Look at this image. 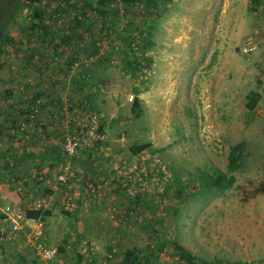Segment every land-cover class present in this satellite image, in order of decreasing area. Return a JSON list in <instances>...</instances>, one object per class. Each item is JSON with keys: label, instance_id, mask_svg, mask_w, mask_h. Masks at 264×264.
<instances>
[{"label": "rangeland", "instance_id": "obj_1", "mask_svg": "<svg viewBox=\"0 0 264 264\" xmlns=\"http://www.w3.org/2000/svg\"><path fill=\"white\" fill-rule=\"evenodd\" d=\"M36 5L48 35L31 19ZM97 6L0 0V264H120L127 248L141 250V264H188L173 241L199 264H264V0H112L107 16ZM249 34L255 47L244 53ZM74 42L90 45L80 54ZM59 88L85 90L69 107ZM251 90L260 97L249 110ZM36 98L43 108L29 120ZM91 117L77 153L63 155L65 136ZM241 140L245 161L233 184L209 187L206 177L214 167L227 171L229 146ZM139 144L147 146L132 153ZM133 155L148 189L124 193L112 168ZM102 178L108 185L88 194L87 182ZM37 199L50 259L11 233L3 212L9 204L25 214Z\"/></svg>", "mask_w": 264, "mask_h": 264}, {"label": "built area", "instance_id": "obj_2", "mask_svg": "<svg viewBox=\"0 0 264 264\" xmlns=\"http://www.w3.org/2000/svg\"><path fill=\"white\" fill-rule=\"evenodd\" d=\"M254 40L255 34L247 35L244 43L242 44L241 51L244 53L252 51L255 47ZM131 45L135 46V42L132 41ZM43 103L44 101L41 98H36L34 104L31 105L30 108L25 112V117L29 120H34L42 111ZM94 118L95 117H91L87 122H77L78 125H80L79 128H75L76 130L71 131L70 134L65 136L64 141L61 143V153L63 155L70 158L77 153L78 149L81 146L84 131L86 132L87 130L86 126L92 124L93 122L94 124L96 123ZM8 131L10 132V134H13L14 136H16L17 139H20L21 141H26L30 137L29 133L16 134V130L14 128H10V130ZM136 158L137 157L135 155H133V157L131 158H120L118 164L112 168V172L114 173L113 176L117 180V185L124 190V193H129L130 188L134 187L135 185L139 186V191H145L148 189V184H146L145 181L141 178L135 176V173L139 172V166H137L135 161H137V159L140 160V158ZM144 168L145 167L143 166L142 170ZM66 179L67 176L65 171L59 172L56 176V180L62 184L67 181ZM106 185H108V181L103 178L100 180L99 183L96 182L95 184H91L90 182H87L88 194L98 191ZM18 188L21 189L20 186ZM163 190L164 186L158 188V191L160 193L163 192ZM71 198L72 195L67 196V199ZM41 202L42 201H40L39 199L35 200L29 209L41 210ZM113 209L116 208L113 207ZM3 212L12 221L10 232H22L24 237V243H31L33 250L38 256H40L42 259H50L54 255L55 250L53 248H50L49 246H46L42 242L43 223L39 217L34 219L26 218L25 214H23L21 210H14V206H11L9 204L5 205ZM29 230L30 232L27 233ZM5 232L6 231L4 229L0 230V234H5Z\"/></svg>", "mask_w": 264, "mask_h": 264}, {"label": "trees", "instance_id": "obj_3", "mask_svg": "<svg viewBox=\"0 0 264 264\" xmlns=\"http://www.w3.org/2000/svg\"><path fill=\"white\" fill-rule=\"evenodd\" d=\"M36 1H37V3L39 2V0H23V3L27 6H30L31 3H34ZM111 1L112 0H97V3H98L97 7H99L98 10L103 14V16H107L109 14L106 6ZM127 1H129V0H127ZM43 14H44L43 9L42 8L40 9V7L36 5V7L32 8V10H31V19H33L35 21L36 26H40L42 28L41 30L44 34L48 35L45 24H42ZM70 32H71V30H70ZM74 33H76L75 29H74ZM64 35H66V34L64 33ZM4 36H5V34L0 32V51H1L2 45L5 43L2 41ZM64 37H66V36H64ZM67 38H69V37H66V39ZM131 40L135 42V46L131 45L132 49H137L138 45L136 43H138V40H135V38H132ZM132 41L128 42L127 44H129V43L131 44ZM68 42L71 43V41H68ZM131 54L136 55L135 52H133L132 50H131ZM1 66L2 65L0 64V67ZM259 97H260L259 92L255 91V90H251L246 95V98H247L246 107L249 110L253 109L255 107L256 103L258 102ZM131 110L136 116H139L141 113L140 112V99L137 95L134 96V98H133ZM1 129H2V125L0 124V130ZM146 146H147V144L132 145V146H130V151L132 153H138L141 150H143L144 148H146ZM245 146H246V142L244 140L233 143L229 146L228 153H227V165H226L227 171L224 172V171L220 170L219 168L214 167L212 170V173L206 177V184L209 187H215L218 190H223L225 188L230 187L233 184L234 179H235L233 172L238 170L239 168H241L244 165ZM40 215L42 216L41 210L28 209L25 212L26 218L34 219V218H38ZM172 244L174 245V248L178 252L179 257L183 261H185L188 264H199L197 257L191 253L189 248L181 245L178 241H173ZM59 249H61V248H59ZM140 252H141V250L136 249V248L125 249L124 253H123V259L120 262V264H141V260L139 258ZM227 264H249V262L237 260V261H233V262H228Z\"/></svg>", "mask_w": 264, "mask_h": 264}, {"label": "crops", "instance_id": "obj_4", "mask_svg": "<svg viewBox=\"0 0 264 264\" xmlns=\"http://www.w3.org/2000/svg\"><path fill=\"white\" fill-rule=\"evenodd\" d=\"M77 33V32H76ZM74 44H75V46H80L81 45V49H79V50H75L77 53H80L81 51H85V50H87V48H88V46L90 45V43H88V44H76L75 42H74ZM85 45V46H84ZM81 54V53H80ZM65 61H67V62H69L70 60L68 59V58H66L65 59ZM158 63V61L155 59V63H153L154 64V67L156 66V64ZM74 69H76V68H74ZM155 70V69H154ZM80 71V70H79ZM76 73V72H75ZM199 76V70H197V69H195V70H193L192 71V73L188 76L190 79L192 78V80H193V82H192V84H193V86L195 85L194 83L195 82H198V80H196V78ZM190 79H189V81H190ZM213 80H216V78H213ZM188 81V85L187 86H191V87H193L192 85H190V82ZM55 89V88H54ZM59 89H60V91H59ZM59 89H56V92H58V93H60L61 95H60V97H62V99L64 98L65 99V105L66 106H69V107H72V105H73V103H74V101H75V99H77L78 97H79V95L81 94V92L83 91V90H85V88H59ZM156 90H158V88H149V92H153V91H156ZM185 90H186V92H188V94H189V98L191 99V103L193 102V103H195V101L196 102H198L197 100H196V95H195V93H194V88H185ZM97 91V90H96ZM98 91H105L104 90V88H98ZM67 92V97L65 96V93ZM143 93H145V91H143ZM143 93L142 92H139V93H137V95H138V97L139 98H141V96L143 97ZM73 95H74V97H73ZM70 99H73V102H69L68 100H70ZM67 101L69 102V103H67ZM154 101H156L155 99H154ZM194 108H198V107H200V104L199 105H193V104H191ZM59 107V106H58ZM51 109V108H50ZM53 110L55 111L54 113H53V115H55L56 114V111L57 110H55L54 108H53ZM42 115V114H41ZM40 115V116H41ZM3 184H1V182H0V189H3ZM5 194V193H4ZM6 195V194H5Z\"/></svg>", "mask_w": 264, "mask_h": 264}]
</instances>
